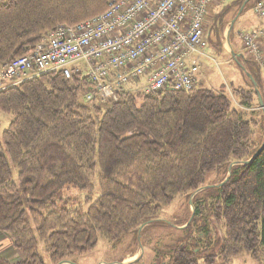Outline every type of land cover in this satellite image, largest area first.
I'll return each instance as SVG.
<instances>
[{
	"label": "trees",
	"instance_id": "obj_1",
	"mask_svg": "<svg viewBox=\"0 0 264 264\" xmlns=\"http://www.w3.org/2000/svg\"><path fill=\"white\" fill-rule=\"evenodd\" d=\"M110 1L0 0V69L31 53L57 25L99 15ZM244 2L224 5L204 26L211 54L214 47L223 52L224 28ZM239 61L264 102L256 72L264 71L250 57ZM242 74L248 88L233 90L237 102L198 79L190 91H121L115 101L89 102L86 79L57 71L0 91V112L11 118L0 133V232L23 257L13 264H45L40 244L57 264L93 251L99 238L118 244L146 222L166 224L163 208L177 196L189 200L212 173L220 177L212 185L226 182L193 197L189 224L173 227L185 236L154 264L264 255V149L228 176L230 164L250 159L264 138V115ZM240 109H256L258 121ZM0 264L12 263L0 257Z\"/></svg>",
	"mask_w": 264,
	"mask_h": 264
},
{
	"label": "built area",
	"instance_id": "obj_2",
	"mask_svg": "<svg viewBox=\"0 0 264 264\" xmlns=\"http://www.w3.org/2000/svg\"><path fill=\"white\" fill-rule=\"evenodd\" d=\"M211 0H111L99 15L60 24L33 51L0 69V91L49 72L89 82L86 101H115L121 91L155 95L190 91L205 57L206 6ZM264 20V4L252 7ZM246 56L264 71V26L241 33ZM142 79L141 88L123 85Z\"/></svg>",
	"mask_w": 264,
	"mask_h": 264
},
{
	"label": "rangeland",
	"instance_id": "obj_3",
	"mask_svg": "<svg viewBox=\"0 0 264 264\" xmlns=\"http://www.w3.org/2000/svg\"><path fill=\"white\" fill-rule=\"evenodd\" d=\"M231 1L233 0H211L207 4L204 23L205 30H208L211 26L212 16ZM255 1L256 0H251V2L248 4L246 3L244 7L241 6L239 9L236 8L238 12L241 11V14L235 19L236 14L229 20L224 28L222 34L223 52H217L216 47H214V54H211L206 50L205 57L201 58L199 61L200 67L197 76L199 85L216 94L228 95L230 100H235L236 102L237 99H233V90L235 88L247 89L248 86L241 68L235 64L230 57V52L233 51L240 56L244 55L247 59L249 58L245 55L242 49L240 35L241 33L250 30L252 26L258 24L260 26L263 23L256 18V15L252 11V5ZM262 1L264 4V0ZM233 19H235V21L228 35L230 43V45H228L227 33ZM235 42L237 44L233 46ZM260 81L262 82L264 90V72ZM142 83V79H138L123 85V88L125 90H137L141 88ZM240 110L247 119L251 118L258 121L259 117L255 116L258 115L256 109L252 111L245 109ZM10 119L11 118L8 115L0 112V133L7 127ZM261 136L262 129H256V137L254 141L257 142ZM11 171L14 177L17 176V172L13 167ZM219 179L220 177L216 173L209 174L206 177V184L212 185V183L218 182ZM192 208V205H189V200H187L185 196H177L171 204L163 208L161 212L160 219L165 221L166 224H150L147 230L141 235L130 234L118 244H112L104 238H99L93 251L85 255L75 256L72 262L74 264H118L119 262L127 264L139 259L137 264H154L156 255L160 251L164 250L174 242L183 239L185 233L174 229V223L182 225L186 221L188 224ZM39 250L44 263L51 264L44 252L42 244L39 245ZM0 257L9 260L12 264L23 260L19 251L12 248L8 236L2 232H0ZM200 264L203 263L201 262ZM211 264H264V255L260 254L259 258L256 260L252 259L249 255H240L230 258L227 261H224L222 258H216Z\"/></svg>",
	"mask_w": 264,
	"mask_h": 264
},
{
	"label": "water",
	"instance_id": "obj_4",
	"mask_svg": "<svg viewBox=\"0 0 264 264\" xmlns=\"http://www.w3.org/2000/svg\"><path fill=\"white\" fill-rule=\"evenodd\" d=\"M250 0H245V2L243 3V7L245 6L246 3H248ZM242 10V9H241ZM241 14V11H239L235 17V19ZM235 19H233L230 23V27H229V30H228V33H227V44L230 45L229 43V33L232 29V26L234 24V21ZM230 57L233 59V61L235 62V64H237L241 70L244 72L245 76L247 77V79L250 81V83L253 85L254 89H255V93H256V96H257V99H258V104H259V108L262 110V113L264 115V102H263V99L261 97V94L259 93L258 91V88H257V84L255 82V80L253 79V77L251 76V74H249L246 69L243 67V64L241 63V61H239V58H241L240 55L234 53L233 51L230 52ZM264 149V138H263V141H262V144L261 146L259 147V149L252 155V157L250 159H248L247 161H244L243 163H232L230 164V166L228 167V176H229V173L232 169L233 166H236V165H248L250 162H252L261 152L262 150ZM227 178H225L221 183L219 184H214V185H206L204 187H201L199 189H197L194 193L191 194L190 198H189V205H192V199L193 197L198 194L199 192L205 190V189H208V188H215V187H220L222 186L225 182H226ZM193 212V211H192ZM193 217V214L191 215V218ZM190 222V221H189ZM151 222H146L144 224H142L140 227H139V230H138V235H140V232L141 230L146 227L148 224H150ZM189 224V223H188ZM57 264H74L72 261H69V260H63V261H60L59 263ZM121 264H125V263H121Z\"/></svg>",
	"mask_w": 264,
	"mask_h": 264
},
{
	"label": "crops",
	"instance_id": "obj_5",
	"mask_svg": "<svg viewBox=\"0 0 264 264\" xmlns=\"http://www.w3.org/2000/svg\"><path fill=\"white\" fill-rule=\"evenodd\" d=\"M259 23V22H258ZM264 23H262V25H263ZM257 26H259V24L258 25H255V26H252L251 28H250V30H252V29H254L255 27H257ZM237 43L235 42V44L233 45V46H235ZM256 71V70H255ZM256 72H258L259 74H261V76H262V74H263V72L261 71V72H259V71H256Z\"/></svg>",
	"mask_w": 264,
	"mask_h": 264
}]
</instances>
